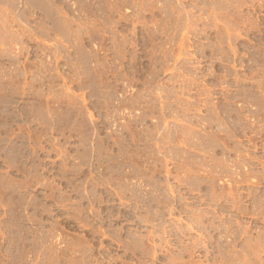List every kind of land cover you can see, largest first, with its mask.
I'll list each match as a JSON object with an SVG mask.
<instances>
[{
	"label": "rangeland",
	"instance_id": "rangeland-1",
	"mask_svg": "<svg viewBox=\"0 0 264 264\" xmlns=\"http://www.w3.org/2000/svg\"><path fill=\"white\" fill-rule=\"evenodd\" d=\"M0 264H264V0H0Z\"/></svg>",
	"mask_w": 264,
	"mask_h": 264
}]
</instances>
